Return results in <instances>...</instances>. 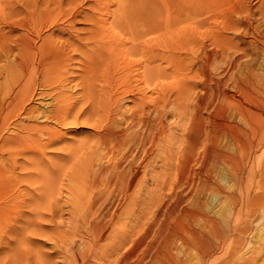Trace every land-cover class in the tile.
Returning <instances> with one entry per match:
<instances>
[{
	"label": "bare ground",
	"instance_id": "bare-ground-1",
	"mask_svg": "<svg viewBox=\"0 0 264 264\" xmlns=\"http://www.w3.org/2000/svg\"><path fill=\"white\" fill-rule=\"evenodd\" d=\"M216 1L92 0L93 4L87 5L80 0H12L7 11L0 8V79L3 80L0 86V256H4L0 257V264H14L20 246L30 254L32 205L27 200L29 190L24 189L22 195L25 197L21 199L19 193L5 190L11 188V180L17 187L22 181L37 179L45 189L48 184L44 181L49 176L56 180L64 177L73 185L69 191H76V194L80 191L78 187L83 185L80 186L79 181L88 182L89 185L84 186L86 190H92L94 199L86 203L81 200L84 198L74 200L72 207L78 214H83L81 225L98 236L106 227L93 218L101 213L97 205L106 204L103 195L113 191L125 195L143 177L137 169L140 163L152 165L164 160L158 155L160 151L166 152L168 162L164 168L168 175L176 168L178 173H189V154L196 144L204 149L203 162L196 173L206 168L208 153L218 160L230 159L216 149L215 144L227 134L237 141L240 133L227 129L224 124L226 134L217 128L202 130L199 124L198 128L194 122L199 121L198 109L206 104L205 100L197 103L198 112L191 123L185 122L188 117L183 118L191 108L188 101L198 87L197 82L221 86L226 78L245 82L255 80L253 71L240 78L235 72L241 70L244 58L252 57L247 48L239 46L241 41L245 44L243 38L248 34L258 37L262 45L259 52L264 56V31H258L253 24L255 20L264 21V0L259 1L260 6L258 4L256 9L249 8L242 2L244 0H232L234 2L222 9ZM94 4L101 11H96L98 15H95ZM226 33L232 35L229 37ZM135 57L138 59L133 60ZM163 62L171 67V73L162 68ZM186 64H189L188 69ZM163 76H171L174 82L163 85ZM68 88L71 91L68 92ZM218 93L225 97L222 89ZM36 96L51 97L52 108L38 114L29 105ZM126 102L131 106L124 107ZM169 107L178 111L177 122L187 126L189 131L166 140L162 147L164 110ZM23 120L33 121V124H24ZM49 122L66 127L79 125L89 129V135L79 142L67 141L62 131L48 127ZM10 125L14 131L5 137L3 131ZM176 142L185 144L182 149L180 147V160H176L171 152ZM4 155L20 156L24 162L17 167L19 170L14 165L5 169ZM44 161L50 163L51 170L39 165ZM135 204L138 205L136 201ZM103 214L109 219L112 217L111 213ZM118 217L117 214L115 220L113 216L112 224ZM137 219L139 228L142 215L139 214ZM19 221H24L21 231ZM221 225L209 219L205 230L188 231L190 240L187 241L191 245L185 241L182 235L185 230L179 225H165L156 232L155 255L149 264H179L170 253L177 240L193 246L200 256L215 253L219 246L209 237L219 238L224 232ZM17 232L22 238L20 243L17 239L13 247L7 236ZM110 237L112 242L104 250L105 256L115 255L117 262L114 258V264H129L132 253H125L123 247L130 234L114 232ZM6 238L8 241H4ZM140 242L142 240L136 242V247ZM5 246L9 249L6 254ZM134 264L148 263L140 257Z\"/></svg>",
	"mask_w": 264,
	"mask_h": 264
},
{
	"label": "rangeland",
	"instance_id": "rangeland-1",
	"mask_svg": "<svg viewBox=\"0 0 264 264\" xmlns=\"http://www.w3.org/2000/svg\"><path fill=\"white\" fill-rule=\"evenodd\" d=\"M10 1L12 0H0V8H4L7 11L8 6L12 3ZM169 1L171 2L172 0ZM231 1L217 0L216 3L224 9ZM259 1L244 0L242 2L248 4L249 8L256 9L258 4L260 6L261 2ZM90 2L93 4L92 0H80L82 4L89 5ZM160 3L163 6L162 2ZM94 6L96 7H94L95 15H98L100 9L96 4ZM113 6L115 8V5ZM219 9L221 10V7ZM219 9L217 10L219 11ZM170 10L172 11L173 9L171 8ZM85 11L89 12L88 9H85ZM253 22L258 31H264L262 30L264 29V21L255 20ZM78 27L86 26L78 25ZM226 35L230 37L232 34L226 33ZM245 38H243L245 44L241 43V41L239 46L240 48H247L252 57L244 58L241 62L243 65L240 66L243 71H239L242 74L239 71L235 73L240 78L241 75L246 74L248 71L249 73L253 71L255 72V80L245 82L243 80L238 81L235 78H226L221 86L213 83L203 85V83L197 82L198 87L191 93L192 99L190 94L191 100L189 99L188 101V105H191V108L188 109L185 117H182L184 120L188 117L189 119L187 118L188 120L185 122L191 123L194 120V115H197L198 112L196 111L197 103L202 99L205 100L206 104L200 109L197 108L200 112V118L199 121L196 120L194 123L198 128L200 126L202 130L206 131L217 128L223 133L228 132L227 129L231 128L237 134L240 133L237 141L227 134L220 137L215 144L216 149L224 152L228 157L230 156V159L226 158V161L218 160L208 153L205 161L206 168L199 172L201 174L196 173L203 162L202 157L204 154L203 146L196 144L192 146L189 154V173L188 171V174L178 173L176 168L175 170L173 169L174 172L170 171L171 174L168 175L166 168H164L168 162L165 158L166 152L164 150L160 151L158 155L164 160L152 165L143 162L140 163V166L138 164L139 168L137 169L143 173V177L131 189L127 190L125 195L118 194L117 191L115 193L114 191L112 193L106 192L103 195V198H106V204L100 205L99 203L97 205L101 213L99 211L100 216L96 214L97 217L95 216L93 219L100 221V225L107 229H102L98 236L95 233H92V235L87 231L88 229H86L85 225H81L80 221L83 214H78L72 207L74 200L84 198L81 200L86 203L94 199L92 190H86L85 186L89 185L88 182L81 183L79 181L80 186L83 185L81 188L78 187L80 191L77 189L78 194H76V191L73 193L69 191V188L73 187V185L64 177H61L64 180L62 181L60 178L56 180L55 178L51 179L49 176L46 179L47 181H44L49 186L45 189H43L40 180L37 179L31 182L22 181L17 187L13 186L15 183L11 180V188L5 190L15 191L17 195L18 193L22 195L24 189L29 190L30 196L29 194L27 195V200L32 205L30 207L32 212L29 211L30 215H32L29 219L30 222L32 221V226L30 224L32 228L30 227V229L33 231H31V236L29 237L30 254L26 252L25 248L20 246L19 251H17V257L13 259L14 264H109L108 261L111 264L115 260L114 258H116L114 262H117V257H114L115 255L110 258L106 257L104 250L111 245L110 236L114 232L118 234L128 232L130 234V242L128 241V244L126 243L123 247L125 253H129V251L132 253L129 258L130 261L128 260L129 264H134L140 257L149 264L150 258L152 260L155 255L156 232L162 229L164 224L168 226L179 225L182 228L181 230H185L182 235H184L185 241L188 242L187 240H190L188 231L203 230L209 219L216 220L218 224L223 225L221 227L224 232L219 238H215V236L209 237L214 245L219 246L217 251L206 257L200 256L193 246L190 247V241L188 242L189 245L184 241L177 240L172 246L174 251L172 249L170 253L179 264H264V59H262L264 56L260 55L259 52L262 45L258 42V37L248 34ZM132 59L137 60L138 58ZM164 63H161V66L163 65L162 68L165 71L167 70V73H171V67ZM217 66L222 65L218 64ZM188 67L189 64H186L185 68L188 69ZM222 67L225 68L227 66ZM2 81L0 79L1 87ZM172 81L174 82V78L172 79L171 76L170 78L168 76L161 78L163 85H167L168 82L170 84ZM1 87L0 93H2ZM220 89L224 91L225 97L219 95L218 90ZM69 90L71 91L70 88H68V92ZM149 95L150 93L148 92ZM37 97H34V100L29 105L33 106L38 114L52 108L51 106L54 102H52L51 97ZM1 98L2 94H0ZM127 105L130 107L131 103L126 102L124 107L128 108ZM175 110L170 107L164 110L163 129L165 130V140L163 139L160 144L162 147H164L166 140L178 138L188 133L186 132L187 130L189 131L187 126L184 127V125L182 126L177 122L178 116L176 114H178V111L176 110L175 112ZM22 122L28 125L33 124V121L23 120ZM39 122L41 123V120ZM54 124L49 122L47 125L50 128H56L60 132L62 131L61 133L67 141H78L79 139L82 141L89 135V129L78 127L79 125L77 127L73 125L66 127ZM223 124L227 129L223 127ZM13 131L14 129L10 125L3 131V135L5 137L11 136ZM41 140L44 142L46 139L43 136ZM180 144L182 143L176 142V147L174 145L173 148L175 151L173 149L171 151L172 153L174 152L172 156L176 160L181 159V149L185 145ZM52 149L54 147L47 151ZM171 152L170 154H172ZM2 159L5 169L9 165H14L18 169L17 167L20 168L24 162L20 156L15 155L12 158L4 155ZM39 165L48 167L50 170L52 168L47 161ZM6 182L8 183V181ZM24 197L22 195L21 199H24ZM135 201L138 205L135 204ZM124 203L125 205L123 206ZM70 210L71 212H69ZM73 211L76 212L73 213ZM106 212L108 214L111 213L112 217L110 219L103 214ZM117 214L119 215L118 220L112 224L114 218L116 220ZM139 214L142 215V219L138 228L136 222ZM22 220L23 217L21 218ZM21 221L17 223L20 227L18 228L19 231L24 228V221ZM227 227L229 230L235 229L234 232L227 231L225 229ZM19 234L20 232L16 234L10 233L7 236L13 242V247L16 245V240L18 239V243L22 238L21 234ZM101 234L104 235L101 236ZM57 238L58 240L56 241ZM6 240L7 238L4 241ZM140 240L142 242L136 247V242ZM5 248L6 254V250L9 249L6 246ZM2 254L5 255L4 253ZM0 257L4 256L1 255ZM181 260H184V262H181Z\"/></svg>",
	"mask_w": 264,
	"mask_h": 264
}]
</instances>
